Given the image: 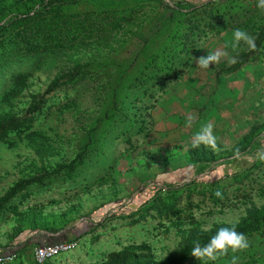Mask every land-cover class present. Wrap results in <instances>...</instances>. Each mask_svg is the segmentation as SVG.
<instances>
[{"label": "rangeland", "instance_id": "obj_1", "mask_svg": "<svg viewBox=\"0 0 264 264\" xmlns=\"http://www.w3.org/2000/svg\"><path fill=\"white\" fill-rule=\"evenodd\" d=\"M63 13H135L143 23L116 41L119 26L116 49L94 61L87 55L101 30L36 51H28L13 30L0 45V110L33 119V130L58 148L52 164L77 160L72 171L46 175L11 202L20 210H43L18 222L23 231L13 242L28 240L38 228H57L51 214H66L90 231L51 264H105L127 249L161 260L194 234L213 236L239 224L250 244L235 254L239 264H264V221L253 227L246 219L250 211L264 210V162L233 159L236 148L243 157L264 146V14L257 0H81ZM237 28L255 37L258 49L246 59L241 55L251 51L245 45L230 47ZM76 43L83 71L73 83L50 89L55 77L74 68L69 54ZM215 50L238 62L229 65L222 57L200 69L196 60ZM188 115L195 117L191 128L185 127ZM207 122L214 125L217 160L195 163L188 154L191 136ZM34 159L22 143L0 144V196ZM7 214L0 215L1 249L12 243L14 221ZM22 254L23 263L35 260L34 247ZM232 255L208 264H230ZM181 264L202 262L189 252Z\"/></svg>", "mask_w": 264, "mask_h": 264}, {"label": "trees", "instance_id": "obj_2", "mask_svg": "<svg viewBox=\"0 0 264 264\" xmlns=\"http://www.w3.org/2000/svg\"><path fill=\"white\" fill-rule=\"evenodd\" d=\"M1 1L7 2L5 6L3 5L4 3H0L1 46L4 45L5 41H7L5 37L7 34H11V31H15L14 33L16 36L20 37L22 42L26 45L28 51H36L50 49L53 46L61 47L64 45V41L72 38L78 39L79 37H77L76 34L83 38V34L88 29L101 30V33L98 36V39L94 42L93 47L89 48L90 54H88L87 57L88 60L92 61L100 56H105L116 49L113 45L115 43V36L113 35V32L119 26L122 27L121 32L118 31L121 33V38L116 41L122 40L127 34L134 30V27H139V25L143 23V20L135 13H132L129 17L120 18L116 15L111 16L110 14H100L94 16L85 15V17H82L81 14L69 16L63 13L64 6L67 4H77L81 0H0V2ZM93 1L99 2L101 0ZM9 16L11 17L3 23ZM121 23H126V26H122ZM263 32L264 29L262 30V33ZM262 33L261 36H264ZM9 38L11 39V37ZM32 39L37 41L41 39L42 43L34 46ZM70 46V48L73 49V52L69 54V59L74 62V68L69 74L55 77L49 86L50 89L73 83L75 81L74 74H80L84 69L82 56L78 55L81 44L76 43ZM257 49L258 48L256 47V50ZM255 51L243 53L241 55L242 59L248 58L249 55ZM10 95L11 92L9 94L5 93V95H2L1 101L6 102ZM32 121L33 119L30 118L21 119L13 112L0 110V144L3 143L13 147L22 143L26 148L31 149L36 157V159L32 160L31 163L24 167V170H21L24 175L19 178L18 181L13 183V185L10 186L2 196H0V215L8 213L7 215L10 216L11 213L12 215L10 219H13L14 221L12 226L13 232L10 237V241L12 243L14 240L13 237L23 231V229L20 228L19 223L22 222V219L23 222L25 221L24 223L28 221V212L36 210L37 212L40 211L43 215V210L38 209L37 207L20 210V206H13L11 202L16 199L20 193L24 192L29 185L43 181L46 175H57L65 169L72 171L74 169V165L77 163V160H73L69 164H52L51 157L56 155L58 148L53 142H50L45 133L39 130H33ZM188 154L192 157V162L195 163L207 164L208 162H215L217 160L216 154L212 150H207L204 147H190ZM50 168H54L52 169V172H50ZM41 172H45V174L38 175ZM147 201L148 200L141 205L140 209ZM250 212V216L246 218L247 220L252 219L253 224L250 226L255 227L264 221V210L255 209ZM51 215V219L54 220L53 223H59L57 225L58 227L56 228V225H54V229L49 226L33 230L35 232L33 237L35 238V241L31 242V237L25 241L24 245L27 243V245L38 244L39 246H44L56 245L66 241H76L87 235L90 231L85 230V228H83L84 226L82 228L78 227L75 225V221L69 222V220L66 219V214L58 216V214L55 213ZM82 225L84 224L82 223ZM237 225H235V228L238 231L241 226ZM225 227H230V225ZM44 231L47 234L50 233L52 235L47 236L43 234L40 236V234ZM211 237L212 236L206 234H194V239L190 236L181 249L161 260H155L152 256L149 257L147 255L138 254L137 252L127 249L125 252L123 251L109 257L105 264H181L188 253L191 252L194 241H199L201 244H205ZM41 239H44V241H41ZM20 244L23 246V243ZM11 254L15 253L12 252L5 254L2 252L0 256ZM50 262L52 261H48L45 264H49ZM8 264H13V262ZM34 264L38 263L36 262Z\"/></svg>", "mask_w": 264, "mask_h": 264}, {"label": "clouds", "instance_id": "obj_3", "mask_svg": "<svg viewBox=\"0 0 264 264\" xmlns=\"http://www.w3.org/2000/svg\"><path fill=\"white\" fill-rule=\"evenodd\" d=\"M257 8L261 14H264V0H257ZM241 44L246 46L248 51L256 50L255 37L250 36L243 29H234L232 41L230 47L235 51L240 49ZM222 57H228V53L220 50L208 51L206 56H201L196 60L197 66L200 69H209L210 65L219 64ZM238 61L236 57H228L229 65H234ZM195 123V117L188 115L186 117L185 127L191 128ZM191 148H199L201 145L210 148L216 152L219 150L217 143V137L214 134V125L211 122L203 124L200 129L191 136L190 140ZM233 159L246 160L249 165L255 161L264 162V146L259 148L253 156H243L239 148L234 150ZM216 195L220 197L222 194L220 191L216 192ZM250 247L248 238L242 232H238L235 226L221 227L218 231L209 239L205 244H201L199 241L193 242L191 248V255L202 262V264H208V262H214L222 256H227L231 252L232 258L230 264H239V257L235 255L238 252L247 250Z\"/></svg>", "mask_w": 264, "mask_h": 264}, {"label": "built area", "instance_id": "obj_4", "mask_svg": "<svg viewBox=\"0 0 264 264\" xmlns=\"http://www.w3.org/2000/svg\"><path fill=\"white\" fill-rule=\"evenodd\" d=\"M78 246L79 243L77 242V240L70 242H61L56 245L37 246L34 249L35 261L38 264H45L46 262L53 260L55 257L64 252L74 251ZM16 258V254L0 256V264H8L14 262Z\"/></svg>", "mask_w": 264, "mask_h": 264}, {"label": "crops", "instance_id": "obj_5", "mask_svg": "<svg viewBox=\"0 0 264 264\" xmlns=\"http://www.w3.org/2000/svg\"><path fill=\"white\" fill-rule=\"evenodd\" d=\"M47 235V236H51L52 234H50V233H46L45 231L44 232H42L41 234H40V236L41 235ZM34 237V235L32 236V239H31V242L32 241H35L34 239L35 238H33ZM30 239V238H29ZM27 241V240H26ZM41 241H44V239H41ZM41 241H39V242H41ZM66 242H70V241H66ZM23 243V246L19 243V244H16L15 242H13V243H8V246H6V247H4V248H0V254L3 252V253H5V254H7V253H15L16 255H17V258H16V261H19L20 260V262H19V264H34V263H36V261L34 260L33 262H27V263H23V261H22V258H21V256L23 255L22 253H25V252H28V249L30 248V247H34V249L37 247V246H39L38 244H34V245H27V243L24 245V243H25V241L24 242H22ZM17 247V248H16ZM17 249V250H16ZM20 250V251H19ZM15 261V262H16ZM53 262V261H52ZM14 263V262H13ZM49 264H51V263H49Z\"/></svg>", "mask_w": 264, "mask_h": 264}]
</instances>
